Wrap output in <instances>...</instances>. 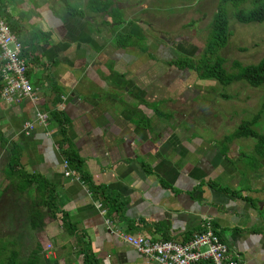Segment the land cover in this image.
<instances>
[{"label": "crops", "instance_id": "0c3cea01", "mask_svg": "<svg viewBox=\"0 0 264 264\" xmlns=\"http://www.w3.org/2000/svg\"><path fill=\"white\" fill-rule=\"evenodd\" d=\"M75 1L0 0L10 20L34 37L26 61L38 96L36 103L0 97V194L19 179L10 172L14 164L47 182L31 200L48 201L54 190L55 217L40 230L43 264H83L85 243L100 264H159L120 233L188 242L206 222L239 264H264V173L235 166L237 145L225 153L189 129L194 84L188 70L170 63L182 57L163 59L153 41L138 47L141 23L114 20V11L91 10L85 20L84 11L70 6ZM62 95L64 110L56 114ZM37 109L49 113V124H36L28 136L24 124ZM67 155L81 159V172L70 163L81 182L64 176ZM91 187L125 202L110 215L111 226Z\"/></svg>", "mask_w": 264, "mask_h": 264}, {"label": "rangeland", "instance_id": "374dc122", "mask_svg": "<svg viewBox=\"0 0 264 264\" xmlns=\"http://www.w3.org/2000/svg\"><path fill=\"white\" fill-rule=\"evenodd\" d=\"M107 1L112 3L111 11L116 13L113 16L114 20L116 17H122L124 21L132 19V23L137 21L141 23L142 27H139L143 31L142 36H137L134 41L138 47L147 48L153 44V41L154 54H157L156 51L159 46L163 59L177 57L186 59L183 57H187L194 62L201 63L203 54L209 48L213 19L221 0ZM89 4L84 0L70 2V6L74 10L79 9L85 12V20L92 16ZM237 8L250 10L253 8L252 2L238 4ZM234 10L233 5L228 6L230 36L227 44L215 52L225 59L224 67L229 73L237 71L234 67L235 62H239L243 66L254 65L264 57V22L241 24L234 18ZM176 47L179 49L178 52H174ZM210 47L212 49V46ZM214 50L216 48L212 51ZM152 60L160 61L156 55H152ZM173 62L175 61H170V63ZM172 66L176 67L175 65ZM195 68L199 69V66ZM184 72L187 78L190 75L186 79L189 82L191 74L189 71ZM173 73L171 72V74ZM193 74L195 78L191 89L193 92L188 102V107L192 112V124L189 125V129H192L195 136L200 140L216 142L220 149H225L231 144V146L237 145V147H233V150H239L241 157L237 163L235 162V166L242 165L247 172L256 173L260 171L264 173V160L256 153V140L238 138L231 141L234 132L240 128L241 124L252 121L256 116L258 117L257 124L252 127L258 133L264 134V109L262 106L264 103V86L255 88L245 81H235L230 85H222L212 79L197 78L198 73L196 72ZM183 126L188 127L186 122ZM25 222L19 223L21 226L19 229L22 231V235H27L22 239H27L25 246L27 253L38 246L44 253L46 242L43 241L44 237L40 235L41 232L28 227L29 221ZM11 224L13 223L8 221V226L5 229L15 231L16 228L10 227ZM12 241H14L13 238H9L5 243L3 242V246L6 244L9 249L5 248L6 245L2 247L1 252L5 254L1 255L0 252V260L5 261L9 258L7 253L12 249L10 247ZM38 258L39 264H43V254H40Z\"/></svg>", "mask_w": 264, "mask_h": 264}, {"label": "trees", "instance_id": "16d2710c", "mask_svg": "<svg viewBox=\"0 0 264 264\" xmlns=\"http://www.w3.org/2000/svg\"><path fill=\"white\" fill-rule=\"evenodd\" d=\"M250 1L253 6L250 10L243 8L236 9L238 4H247ZM229 5H233L235 8L233 13L234 18L241 24L247 25L264 22V0H221L213 19L214 23L212 24L209 48L203 54L202 60H200L201 63L194 62L191 58H180L178 61L173 62L175 64L172 63V65H175L180 70H188L191 74L190 83L194 82L195 78L193 73L196 72L198 73L197 78L203 80L212 79L218 81L222 85H230L235 81H245L255 88L263 87L264 57L259 63L254 65L243 66L239 62H235L234 67L237 71L229 73L224 67L225 59L215 53L226 46L227 40L230 36ZM90 7V10L95 13H106L109 15L114 13L111 11V7L113 8L112 3L107 0H91ZM78 14H84V12H78ZM0 18L4 19L9 24L12 32L15 33L21 41L23 45L22 57L26 61L32 56L31 51L34 49V37L19 25V23L10 20L8 13L3 10L2 3L0 4ZM210 46H212V49ZM214 48H216V50L212 51ZM196 66H199V69H196ZM29 73L30 72L28 71V75ZM2 89L3 79L0 70V97ZM262 106L264 109V103ZM56 114H61V112L57 111ZM257 120L258 117L256 116L252 121L243 122L240 128L234 132L231 141L238 138H250L256 140V153L264 160V134L258 133L252 127L257 124ZM229 149L230 145L225 147V153ZM66 158L71 165L75 167L74 170L81 172L82 161L80 158L73 155H67ZM11 167L10 172L13 174H19V179L10 183L3 191V195L0 194V252L2 251V247L6 245L3 246V242L5 243L9 238H13L14 241L11 242L12 246L10 247L12 249L7 253L9 254V258L5 261L1 259L0 264H39L38 256L42 253L41 247L38 246L30 253H27V247H25L27 239L22 240L23 237H26L27 235H22V231L19 229L21 226L18 224L22 221H29L27 226L31 227L34 231H40L43 229L45 226L44 220L50 215L55 217L54 214L57 210L54 200L55 192L53 189L49 190L50 199H48V201L45 199L31 200L30 194L34 188H36L39 194H41L42 191H46L49 188L47 182L42 181V178H37L34 175L25 173L18 164H14ZM91 191L92 194L97 196L101 203L106 207V210L108 209L107 217H109V219L111 214H120L123 211L125 202L120 196H115L111 193L107 194L106 190L97 187H91ZM8 221L13 223L10 227H15V231L5 229L8 226ZM64 222L67 223L66 220H64ZM66 225L73 227L71 223H67ZM20 240L21 242H19ZM5 248L9 249L7 245ZM82 253L84 255L83 264H100L94 252L88 245H86V243L82 246ZM3 254L5 253H2L1 255Z\"/></svg>", "mask_w": 264, "mask_h": 264}, {"label": "built area", "instance_id": "2783aa9c", "mask_svg": "<svg viewBox=\"0 0 264 264\" xmlns=\"http://www.w3.org/2000/svg\"><path fill=\"white\" fill-rule=\"evenodd\" d=\"M23 45L9 24L0 18V70L3 79L1 97L8 103L30 100L36 103L38 96L28 75V65L22 57ZM67 97L54 107L55 111L64 110ZM36 124L48 127L49 113L36 110L34 121L24 124L25 134L31 135ZM64 176L81 182L78 173L71 170L67 158L63 160ZM103 216L107 217V210L99 205ZM111 226L110 219L105 221ZM121 238L132 246L140 255L156 261L159 264H239L233 257L227 244L221 241L212 222L202 224L201 230L196 232L188 242L153 241L142 235L120 233ZM51 248V245L48 246Z\"/></svg>", "mask_w": 264, "mask_h": 264}]
</instances>
